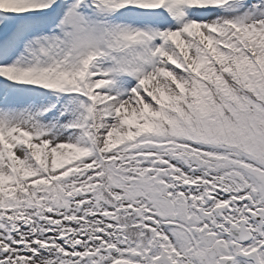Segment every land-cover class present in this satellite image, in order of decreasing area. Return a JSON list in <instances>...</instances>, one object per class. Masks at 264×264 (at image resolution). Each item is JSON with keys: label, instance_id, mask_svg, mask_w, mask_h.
Listing matches in <instances>:
<instances>
[{"label": "snow or ice", "instance_id": "snow-or-ice-1", "mask_svg": "<svg viewBox=\"0 0 264 264\" xmlns=\"http://www.w3.org/2000/svg\"><path fill=\"white\" fill-rule=\"evenodd\" d=\"M0 264H264V0H0Z\"/></svg>", "mask_w": 264, "mask_h": 264}]
</instances>
